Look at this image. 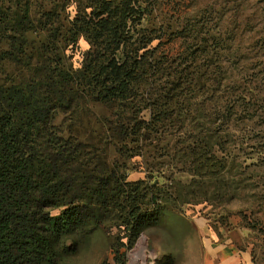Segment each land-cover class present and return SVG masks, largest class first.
Returning <instances> with one entry per match:
<instances>
[{
  "label": "rangeland",
  "instance_id": "obj_1",
  "mask_svg": "<svg viewBox=\"0 0 264 264\" xmlns=\"http://www.w3.org/2000/svg\"><path fill=\"white\" fill-rule=\"evenodd\" d=\"M27 13L29 44L54 46L85 97L54 125L98 150L107 193L132 197L111 220L74 204L93 222L62 264H131L142 239L146 264H166L189 229L240 232L264 263V0H0V27ZM98 61L123 89L94 92Z\"/></svg>",
  "mask_w": 264,
  "mask_h": 264
},
{
  "label": "trees",
  "instance_id": "obj_2",
  "mask_svg": "<svg viewBox=\"0 0 264 264\" xmlns=\"http://www.w3.org/2000/svg\"><path fill=\"white\" fill-rule=\"evenodd\" d=\"M28 16L0 27V264H62L80 250L93 222L74 204L111 220L123 216L132 197L107 193L110 180L88 166L98 150L54 125L58 114L76 115L85 97L47 57L54 46L29 44ZM11 62L21 64L18 74L5 68ZM100 65L88 70L94 92L120 90L119 68L110 64L105 73ZM129 210L136 219V208Z\"/></svg>",
  "mask_w": 264,
  "mask_h": 264
},
{
  "label": "crops",
  "instance_id": "obj_3",
  "mask_svg": "<svg viewBox=\"0 0 264 264\" xmlns=\"http://www.w3.org/2000/svg\"><path fill=\"white\" fill-rule=\"evenodd\" d=\"M205 232L203 229L187 230L185 234L188 233L190 239L173 246L166 256V264H264L259 262L253 246L240 236V232H233L222 241L204 238Z\"/></svg>",
  "mask_w": 264,
  "mask_h": 264
},
{
  "label": "bare ground",
  "instance_id": "obj_4",
  "mask_svg": "<svg viewBox=\"0 0 264 264\" xmlns=\"http://www.w3.org/2000/svg\"><path fill=\"white\" fill-rule=\"evenodd\" d=\"M144 251H145V239H142L141 243H139V246H137L136 250L131 255V264H146L145 259L143 260L142 258ZM141 259L143 262H141Z\"/></svg>",
  "mask_w": 264,
  "mask_h": 264
}]
</instances>
